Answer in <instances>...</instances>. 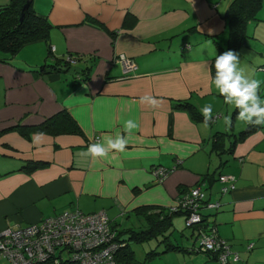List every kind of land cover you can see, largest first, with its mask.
Here are the masks:
<instances>
[{"label": "crops", "instance_id": "crops-1", "mask_svg": "<svg viewBox=\"0 0 264 264\" xmlns=\"http://www.w3.org/2000/svg\"><path fill=\"white\" fill-rule=\"evenodd\" d=\"M230 1L32 0L52 27L47 39L0 56V130L38 124L62 109L79 129L53 134L11 128L0 133V229L75 208L103 209L118 229L124 228L126 218L136 225L137 207H170L181 187L214 171L213 181L205 179L207 196L221 204L207 213L218 235L240 256L225 264H264V124L225 156L211 145L214 131L247 124L237 118L239 110L236 116L232 113L231 124H225L232 105L224 103L213 83V58L225 52L213 37L226 36L227 13L222 10L228 11ZM7 2L0 0V6ZM256 18L245 27L246 33L252 30V40L236 52L245 74L261 82L264 100V72L258 70L264 55V12ZM51 45L54 50L49 52ZM69 54L79 55L76 65L85 72L36 69ZM120 54L136 64L129 75L115 61ZM145 95L155 97L159 105L140 103ZM177 100H189L199 109L222 103L226 110L221 120L206 126L177 106ZM129 119L138 125L130 135L123 127ZM117 133L128 135L123 152L113 150L96 159L87 154L90 144ZM177 159L181 162L174 167ZM157 165L172 168L162 181L152 173ZM219 173L232 175L234 187L222 192ZM174 229L170 240L185 249L159 253L157 264H223L206 251L190 248L195 244L192 231L183 241ZM133 261L146 264L135 260V252L126 262Z\"/></svg>", "mask_w": 264, "mask_h": 264}, {"label": "built area", "instance_id": "built-area-1", "mask_svg": "<svg viewBox=\"0 0 264 264\" xmlns=\"http://www.w3.org/2000/svg\"><path fill=\"white\" fill-rule=\"evenodd\" d=\"M50 50H54L53 45ZM64 58L71 64L77 61L75 54ZM115 61L121 64L125 75L136 68L134 60L123 54L116 56ZM168 170L159 165L154 166L152 172L161 180ZM233 179L230 174L219 176L222 182L230 181L221 187L222 192L234 187ZM203 185V182H198L184 189L170 210L182 212L186 226L190 227L195 239L200 236L199 245L194 247L196 250L214 255L223 264L237 261L239 254L231 250L227 240L218 235L215 224L210 225L208 221L210 213L207 211L216 210L220 202L207 198ZM125 244L103 209L92 212L65 209L37 222L0 229V256L6 257L11 264H36L48 259L58 264L67 257L74 264H117V251Z\"/></svg>", "mask_w": 264, "mask_h": 264}, {"label": "trees", "instance_id": "trees-1", "mask_svg": "<svg viewBox=\"0 0 264 264\" xmlns=\"http://www.w3.org/2000/svg\"><path fill=\"white\" fill-rule=\"evenodd\" d=\"M27 0H8L7 3L0 6V49L8 52L10 55L15 53L22 45L27 42L38 40V39H47L49 35V31L52 27L51 22L47 18L45 14L38 12L34 6L32 1L29 3L28 7L23 9V5ZM263 4V0H231L227 7V28H228V36L225 44V48L219 45V51L224 50H234L237 51L240 47L246 44V32L245 27L246 23L251 18H256L257 12ZM24 10V16L22 20L19 19L21 11ZM116 32H113L115 34ZM216 41V40H215ZM217 42V41H216ZM49 52L50 49H49ZM222 53H217L220 55ZM214 56L212 61V71L214 72L215 67V58ZM77 56V59L79 55ZM58 64V65H56ZM75 64V63H74ZM67 62L66 58H55L53 62H44L36 67V69L40 73H47L52 71H68L70 66L74 65ZM86 68H82V71L85 72ZM258 70L264 72V55H263V63L258 66ZM176 105L179 107H183L187 109L190 113L191 117L194 120H204L203 115L200 112V109L189 100H177ZM238 109H234L233 115L236 116V112ZM218 116H213V121H215ZM262 127V125H250L246 124L243 128H241L237 133H230L225 130H216L212 134V149L216 150L218 154L232 152L237 142L243 140L251 131H254L257 128ZM11 128H18L20 131L25 132V129H43L47 130L50 133H58L59 131H73L79 129L76 120L73 116L66 110L62 109L59 112L53 114L45 118L42 122L35 125H22L15 124L13 126L4 128L0 130L5 131ZM233 134L234 138L232 140H228L229 136ZM176 162L174 167L178 163ZM159 166V165H157ZM167 168V167H166ZM167 174L170 173L172 168H168ZM153 173V172H152ZM213 172L204 173L203 177L199 179L198 182H203L208 177L209 181H213L215 179ZM166 174V176H167ZM224 173L218 174L219 176ZM154 176V175H153ZM165 176V177H166ZM155 177V176H154ZM164 177V178H165ZM163 178V179H164ZM155 179H157L155 177ZM158 180V181H162ZM220 181V180H219ZM234 179L231 181L233 182ZM222 182V181H220ZM230 181L222 182L223 185L228 184ZM234 183V182H233ZM222 185V186H223ZM221 186V187H222ZM187 187L180 188V194ZM207 198H209L207 196ZM210 199V198H209ZM211 200V199H210ZM218 200L219 199H214ZM221 204V203H220ZM137 215L136 225H131L128 227H124L121 229L117 228L118 235L122 236L127 235L123 239L126 242L125 246L121 247L116 254V259L119 261L120 259L129 261L134 257V251L130 246V241L135 240L139 242L146 241L150 238H155L157 240V245L153 248L148 249L147 257H153L158 255L159 253L169 251V250H183L185 249L180 244H176L170 240V234L173 229V221L172 217L180 212L171 211L170 207H165L156 204H144L136 208L135 211ZM114 226V225H113ZM116 227V226H114ZM162 244V249L158 250V246ZM192 250L196 249L194 247H190ZM36 264H54L52 259H48L47 261L38 262ZM58 264H74L68 257L62 258Z\"/></svg>", "mask_w": 264, "mask_h": 264}, {"label": "clouds", "instance_id": "clouds-1", "mask_svg": "<svg viewBox=\"0 0 264 264\" xmlns=\"http://www.w3.org/2000/svg\"><path fill=\"white\" fill-rule=\"evenodd\" d=\"M239 65V53L234 50H228L217 55L214 64L216 74L213 83L218 93L224 98V103L233 105L239 110L237 113L239 120L250 125H262L264 124V100L259 95L261 82L246 75ZM139 102L152 107H156L160 103L150 95L140 97ZM200 112L204 117L206 126L213 121L210 104L205 105L200 109ZM225 124L230 125L231 119L225 118ZM123 127L124 132L130 135L138 125L134 120L129 119L124 122ZM128 135L117 133L114 138L111 135H106L103 138V143L90 144L87 154L96 159L106 157L113 150L123 152L128 144Z\"/></svg>", "mask_w": 264, "mask_h": 264}, {"label": "rangeland", "instance_id": "rangeland-1", "mask_svg": "<svg viewBox=\"0 0 264 264\" xmlns=\"http://www.w3.org/2000/svg\"><path fill=\"white\" fill-rule=\"evenodd\" d=\"M225 10L223 9L222 12L224 13ZM262 11L264 12V0H263L262 6L260 7V9L257 12V16L256 17H260V14H261ZM254 20H257V18L254 19ZM246 35L247 36H245V37H246L247 41L248 42L251 41L252 39L250 38V36H252V30L250 28H247ZM227 36H228V28H227V31H226V36H224V37L222 36V38H221L222 40L220 39L219 36L213 37V40H216L219 45H221V46H223V48H225ZM262 36H264L263 33H262ZM217 43L216 42L214 43L216 45V50H217V46H218ZM217 52H218V50H217ZM15 53H17V52H15ZM15 53H13V54H15ZM2 54L10 56V54L8 52H5L4 50L0 49V56ZM77 61H76V63H77ZM76 63L74 65H76ZM233 109H235V107L232 105V108H231V110L229 112V118L230 119H231V115H232V113L234 111ZM225 110H226V107L222 103H217V104L212 105V115L213 116H218L220 114H224L225 113ZM217 119L221 120L220 116ZM245 125L246 124H243L242 126H238V125L236 126L234 124V127L232 129L229 128V127H227V131L230 132V133H233V132L237 133ZM233 138H234V136H233V134H231L229 136V138H227V141L228 140H232ZM221 155L225 156L226 153H222ZM206 184H207L206 181H204V185L202 187H203V189H204V191L206 193V196H207L208 193H207V188H206L207 185ZM220 187H221V185H220ZM176 218H177L178 221H177L176 224H174V222H173V226L172 227L175 228L174 229L175 230V234L181 235L180 238L183 241H185V240H187V238H186L187 235H185V234L186 233H189L191 231V229H190V227H187L186 226V221H185V215L184 214H182V213L175 214L173 216V220L176 219ZM208 221H210V225L213 223V219H212L211 216H209ZM127 222L128 221H127V218H126L124 220V222L121 223V224H123L122 227L131 226L130 223H127ZM131 222H135V220H132ZM179 231H184V232L182 234L177 233ZM190 236H191L192 239L195 240L194 247L195 246H198L199 245V242L201 241L200 236H197L196 239H195V237H194L193 234H190ZM156 241L157 240L155 238H150V239H148L146 241H143V242L131 240V246H132V248L134 249V252H135V260H137L138 262H144L146 264H157L158 262H160L161 259H160L159 256L147 257V254H146V252L148 251V249H150L152 246L155 245V242ZM198 252H203V251L202 250H199ZM143 258H144V260H143ZM0 259H1V262L4 263V264H11L10 260H8L6 257L0 256ZM6 259L9 261V263H7ZM117 264H137V262H134L133 261L131 263H127L126 261H122V262H119Z\"/></svg>", "mask_w": 264, "mask_h": 264}, {"label": "water", "instance_id": "water-1", "mask_svg": "<svg viewBox=\"0 0 264 264\" xmlns=\"http://www.w3.org/2000/svg\"><path fill=\"white\" fill-rule=\"evenodd\" d=\"M31 1H32V0H27V1L25 2V4L23 5V9L26 8V7H28V5H29V3H30ZM224 13L226 14L227 11H225ZM23 16H24V10L21 11L19 19L22 20ZM81 69H82V67L79 66V65H72V66H70V68L68 69V73H70V74L77 73V72H79Z\"/></svg>", "mask_w": 264, "mask_h": 264}]
</instances>
